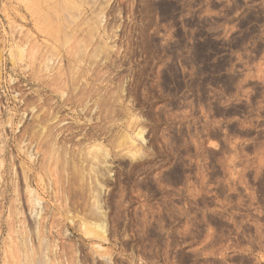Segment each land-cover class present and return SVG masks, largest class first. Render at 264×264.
Segmentation results:
<instances>
[{
	"label": "rangeland",
	"instance_id": "1",
	"mask_svg": "<svg viewBox=\"0 0 264 264\" xmlns=\"http://www.w3.org/2000/svg\"><path fill=\"white\" fill-rule=\"evenodd\" d=\"M60 72L95 96L85 112L90 136L79 146L66 141L67 149L90 147L88 157L99 143L108 151L96 168L89 156L76 190L60 187L70 165L60 154L55 164L65 168L44 163L29 130L45 109L66 127L77 119V104L60 109ZM120 129H141L131 151L114 141ZM18 173L41 199L32 237L13 195ZM1 177L0 264H264V0H0ZM85 218L102 225L104 239L81 232ZM32 245L43 248L31 258L28 250V263L24 246Z\"/></svg>",
	"mask_w": 264,
	"mask_h": 264
},
{
	"label": "bare ground",
	"instance_id": "2",
	"mask_svg": "<svg viewBox=\"0 0 264 264\" xmlns=\"http://www.w3.org/2000/svg\"><path fill=\"white\" fill-rule=\"evenodd\" d=\"M28 1H31V0H28ZM66 3V2H65ZM55 4H56V2H55ZM67 4V3H66ZM65 4V5H66ZM27 5V4H26ZM29 5V4H28ZM27 5V6H28ZM51 5V4H50ZM53 6V5H52ZM55 6V5H54ZM45 8H46V6H44ZM68 7V6H67ZM28 8V7H27ZM32 8V7H31ZM62 8V7H61ZM76 8H78L77 6H76ZM46 9H48V8H46ZM70 9H71V7H70ZM99 9V8H98ZM36 10H38V9H36ZM41 10V9H40ZM49 10V9H48ZM100 10V9H99ZM38 12V11H37ZM39 14V13H38ZM101 14H103V13H101ZM43 16H46V15H44L43 14ZM57 19V18H56ZM59 19V18H58ZM37 20V19H36ZM73 22V21H72ZM67 23V22H66ZM74 24V23H73ZM60 25V24H59ZM88 25V24H87ZM69 27V26H68ZM67 27V28H68ZM72 27V26H71ZM89 27H90V25H89ZM92 27H93V25H92ZM80 28V27H79ZM83 29V28H82ZM81 29V30H82ZM68 30V29H67ZM90 31V30H89ZM81 32V31H80ZM83 32V31H82ZM78 34V33H77ZM90 35H88V37H89ZM32 37V36H31ZM56 37V36H55ZM73 37V36H72ZM81 38V37H80ZM57 39V38H56ZM58 39H60V38H58ZM66 39V38H65ZM68 40V39H67ZM71 40H72V38H71ZM34 41V40H33ZM66 41V40H65ZM88 41V40H87ZM45 42V41H44ZM58 42V41H57ZM70 42V41H69ZM74 42V41H73ZM82 42V41H81ZM84 42H86V41H84ZM83 43V42H82ZM81 43V44H82ZM91 43V42H90ZM64 44V43H63ZM66 44H68V43H66ZM73 44V43H72ZM26 45V44H25ZM36 45V44H35ZM76 47H78L76 44H74ZM85 45V44H84ZM87 45V44H86ZM37 46V45H36ZM61 46H63V45H61ZM33 47V46H32ZM101 47V46H100ZM22 48H24V47H22ZM21 48V49H22ZM82 48V47H81ZM84 48H85V46H84ZM104 48V47H103ZM26 49V48H25ZM33 49V48H32ZM37 49V48H36ZM70 48L68 47V50H69ZM90 49V48H89ZM72 50V49H71ZM72 51H74V50H72ZM103 51H105V50H103ZM90 52V51H89ZM47 54V53H46ZM53 54H55V53H53ZM103 54V53H102ZM44 55H45V53H44ZM69 55V54H68ZM20 57V56H19ZM36 57V56H35ZM40 58H42V56L40 57ZM45 58V57H44ZM49 58V57H48ZM93 58V57H92ZM36 59V58H35ZM45 59H47V58H45ZM83 59V58H82ZM43 60V59H42ZM48 60V59H47ZM46 60V61H47ZM50 60H52V59H50ZM90 60H92V59H90ZM45 61V60H44ZM59 61V60H58ZM61 61V60H60ZM94 61V60H93ZM39 62V61H38ZM41 63V62H40ZM92 63V62H91ZM43 64V63H42ZM45 64L48 66V63L47 62H45ZM88 64H89V62H88ZM102 65H103V63H101ZM46 67V66H45ZM45 67H44V69H45ZM51 67V66H50ZM59 67H60V65H59ZM62 68V67H61ZM89 68V67H88ZM94 68V67H93ZM48 69V68H47ZM59 70V69H58ZM64 70V69H63ZM66 70V69H65ZM68 70V69H67ZM97 70V69H96ZM46 71V70H45ZM44 72V71H43ZM66 72V71H65ZM64 72V74H66V73H68V72H66L65 73ZM35 74L37 73L36 71L34 72ZM33 73V74H34ZM39 73V72H38ZM36 74V75H39V74ZM34 74V75H35ZM57 74V73H56ZM60 74H62L61 72H60ZM70 74V72L68 73V75ZM79 74V73H78ZM59 75V74H58ZM56 76L57 78H55V79H59V81H60V83H66V85H65V89H66V87H68V86H71V88L70 87H68V88H70V90H72V88H73V90L75 91L76 90V93L72 90V92L69 94V97L71 98H67V96H66V93L67 92H65V89H64V87H63V85L65 84H60V85H58L59 87H57L55 90H60L59 88H61V90H64V91H60V93L59 92H57V91H55L53 88L51 89V93L52 94H54V97H55V95H57V93H59V95L57 96V99H59V104H61L60 106V109L61 108H63V107H66V106H68V105H70V104H77L76 106L77 107H75L77 110H75L74 112L76 113V115H77V119H74V126L71 124V125H67V127L64 125V123H63V125H61V123H62V121L64 122V120H62V121H60V120H57V118L59 119L60 117H58V115L56 116L55 114L53 115V111H51L49 108V110H48V112H47V109H45L46 111H44V112H42V113H44V115H46L45 117H43L41 114V116H37V115H35L36 116V118H35V125H33V126H31L32 128H29V130L30 129H32V131L31 132H33V134L34 135H32L33 137H35V142H36V140H38V145H39V151H42V152H44V149L46 150L43 154V157H44V159H42L43 161L44 160H46L44 163H52L53 165H57V163L58 164H60L61 162V159H60V157L62 156V160H63V162H64V164H66L67 166L68 165H70L69 167H70V169H69V172H71V180H69L68 178H66L67 180H66V182L65 181H61V182H59L60 183V185H61V183H62V185L60 186V187H62L63 186V184H65L66 186H73L74 185V183L75 184H77V183H81L82 181H83V176H82V174L81 173H83V170L82 169H84L83 167L84 166H82L83 164H85V163H87V159H90V155H92V157H91V159H93L94 161H97V164L94 162V165H93V163H92V161H91V159H90V163H92L91 165H92V167L93 166H95V168H96V166L97 167H99L102 163L104 164L105 162H106V160H105V158L108 156V151L104 148V147H102V145H100L99 143H94L93 145H91V150H90V157L88 158L87 157V155H88V153H89V148L90 147H87L88 149H86V148H84V149H86V150H88L87 152L88 153H86V154H82L81 152H83V151H79V150H75V152H71V149H72V147H71V149L69 150V149H67V146H66V143L67 142H70L71 140L73 141L75 138L77 139V140H74L75 142H76V145H80V143L82 142V141H85L86 139H87V136L90 134V133H87V131H85L86 129H85V126H86V122L88 123L89 121H90V117L88 118V116H87V114H85V112H87V104H88V97H90L91 96V94L93 93L94 94V92L92 91L91 92V94H90V96H89V94H87L86 92H88V88L87 87H85L86 88V90H85V88H83V87H81L80 86V88H79V86L76 84V86L78 87H76L75 88V86H73L72 84H74V83H72L70 80L68 81V79H66V81H65V75H61L62 77H60L59 78V76ZM67 75V76H68ZM63 76H64V78H63ZM71 76V75H70ZM69 76V77H70ZM73 76V75H72ZM82 76V75H81ZM90 76V75H89ZM46 77V76H45ZM92 77V76H91ZM97 77V76H96ZM67 78V77H66ZM71 78V77H70ZM78 78V77H77ZM33 79V78H32ZM31 79V80H32ZM39 79H41V78H39V76H38V78L36 79V80H38V82H39ZM46 79V78H45ZM61 79V80H60ZM62 79H64L63 81H62ZM71 79H73V78H71ZM76 79V78H75ZM96 79V78H95ZM94 79V80H95ZM29 80H30V77H29ZM35 80V79H34ZM35 80V81H36ZM102 80V79H101ZM31 82V84L33 83H36V82ZM41 82H39V83H42L43 81L42 80H40ZM68 81V82H67ZM79 81V80H78ZM37 82V83H38ZM54 82V81H53ZM69 82H70V84L71 85H69ZM38 83V84H39ZM94 83V82H93ZM32 84V85H33ZM42 84H46V82H44V83H42ZM56 84H58V83H56ZM68 84V85H67ZM79 84H80V82H79ZM81 85H83V84H81ZM35 86V85H34ZM44 86V85H43ZM48 85H46V87H47ZM55 86V85H54ZM57 86V85H56ZM55 86V87H56ZM73 86V87H72ZM36 87H37V85H36ZM54 87V88H55ZM39 88H40V85H39ZM51 88V87H50ZM91 88V87H90ZM37 90V89H36ZM96 90V89H95ZM68 91H69V89H68ZM37 92V91H36ZM70 92V91H69ZM96 92V91H95ZM122 92H123V90H122ZM73 93L75 94L74 96H70V95H73ZM90 93V92H89ZM98 95H99V93L98 92H96ZM41 93H40V91H39V93H37L36 94V96L38 97L37 99H35L36 101H39V103H40V101H41V99H40V95ZM65 94V95H64ZM101 95V94H100ZM103 95V94H102ZM101 95V96H102ZM108 95V94H107ZM35 96V97H36ZM52 96V95H51ZM97 96V95H96ZM109 96V95H108ZM107 96V97H108ZM113 96V95H112ZM34 97V96H33ZM34 97V98H35ZM92 97H94L95 98V96H91V98ZM104 97V96H103ZM47 98V97H46ZM94 98H93V100H94ZM106 98V97H105ZM112 97H110V99H111ZM110 99H107L108 101L110 100ZM113 99V98H112ZM116 99V98H115ZM35 100H33V101H35ZM90 100V99H89ZM102 100H104V99H102ZM106 100V99H105ZM104 100V101H105ZM107 100H106V102H107ZM30 101V100H29ZM47 101H49L50 102V100H47ZM53 101V100H52ZM117 101V100H116ZM92 102V101H91ZM98 102V101H97ZM97 102H96V104H97ZM110 102V101H109ZM113 102V101H112ZM118 102V101H117ZM116 102V103H117ZM129 102V101H128ZM30 103V102H29ZM28 103V104H29ZM34 103H37V102H34ZM34 103H32V105L34 104ZM43 103V102H42ZM46 103V102H45ZM45 103L43 104V105H45ZM100 102H98V104H99ZM103 103V102H102ZM27 104V105H28ZM54 105H55V103H53ZM59 104H58V106H59ZM96 104H95V102L93 103V105H94V107L92 106V105H88L89 106V109H91L92 107H93V109L94 108H97V106H96ZM97 104V105H98ZM118 104V103H117ZM120 104V103H119ZM31 105V104H30ZM35 105V104H34ZM46 105H48V103L46 104ZM56 105H57V103H56ZM108 105H110V106H112V104H109L108 103ZM107 105V106H108ZM115 105V104H114ZM131 105V104H130ZM38 106V105H37ZM37 106H35V108H37ZM73 106V105H72ZM90 106H91V108H90ZM99 106V105H98ZM101 106V105H100ZM110 106H109V108H110ZM118 106V105H117ZM28 107H31V106H28ZM42 107V106H41ZM45 107V106H44ZM47 107V106H46ZM56 108H57V106H55ZM78 107H79V110H78ZM103 107V106H102ZM105 107V106H104ZM115 106H113L112 108H114ZM119 107V106H118ZM118 107H117V109H118ZM122 107V106H121ZM33 108V107H32ZM98 108H101V107H98ZM106 108V107H105ZM53 109V108H52ZM55 109V108H54ZM70 110H71V108H69ZM104 109V108H103ZM107 109V108H106ZM115 109V108H114ZM117 109H115V110H117ZM120 109V113H121V108H119ZM124 109V108H123ZM40 111H38V112H41V110L43 111V109L41 108V109H39ZM56 110H58V109H56ZM66 110V109H65ZM113 110V109H112ZM125 110V109H124ZM123 110V111H124ZM51 111V112H50ZM55 111V110H54ZM60 111V110H59ZM88 111H90V110H88ZM110 111V110H109ZM46 112V113H45ZM61 112H62V110H61ZM95 112H96V110H95ZM94 112V113H95ZM126 112H127V110H126ZM89 113V112H88ZM111 113H115V112H112L111 111ZM104 114H106L107 115V112L106 113H104ZM60 115V114H59ZM94 115V114H93ZM92 115V116H93ZM98 115V114H97ZM96 115V116H97ZM34 116V115H33ZM87 116V117H86ZM104 116V115H103ZM109 116V115H108ZM107 116V117H108ZM113 116V115H112ZM130 116V115H129ZM37 117H40V118H37ZM66 117V116H65ZM42 118V119H41ZM45 118V119H44ZM100 118V117H99ZM102 118V117H101ZM112 118H114V117H112ZM44 119V120H43ZM97 119V118H96ZM109 119H110V117H109ZM108 119V120H109ZM132 119V118H131ZM58 122H57V121ZM113 120V119H112ZM56 121V122H55ZM82 121V122H81ZM111 121V120H110ZM125 121V120H124ZM131 121V120H130ZM134 121V120H133ZM138 121V120H137ZM44 122H46V124L44 125ZM51 122V123H50ZM72 122H73V120H72ZM112 122H114V121H112ZM112 122H110V123H112ZM43 123V124H42ZM50 123V124H49ZM101 124V123H100ZM122 124V123H121ZM136 124V123H135ZM130 125V124H129ZM127 126V125H126ZM126 126H124V127H126ZM134 126V125H133ZM49 127H51V128H49ZM142 127V126H141ZM127 128V127H126ZM50 129L51 130H53V129H55V130H53L52 132H54V133H51V131H50ZM115 129V128H114ZM128 129V128H127ZM48 132L49 131V134L51 133V137H52V139H51V141L50 140H48V141H46V139H50V138H47V137H49V135H47V133H46V131ZM94 130V129H93ZM121 130V129H120ZM141 130V129H140ZM140 130H138L136 133H134V135L132 136V135H130V134H127V133H125L124 131H122L121 130V134H119V132H118V134L119 135H121L122 137H120V136H118V135H114V136H118V137H114L113 139H115L114 141H117V138H118V140H119V142H120V144L122 145V142H124L123 143V145H122V148H123V146H126V145H124L125 143L126 144H129V145H127L126 147L127 148H125V149H127L128 150V148H129V150H130V147H132L133 149H134V145H135V140L134 139H142V133H141V131ZM26 131V130H25ZM29 131V133H30V135H31V132ZM85 131V132H84ZM97 131V130H96ZM99 131V130H98ZM116 131H117V129H116ZM115 131V132H116ZM27 132V131H26ZM26 132H25V134H26ZM91 132V131H90ZM114 132V131H113ZM28 133V134H29ZM124 133V134H123ZM46 134V135H45ZM114 134V133H113ZM123 134V135H122ZM91 135H92V133H91ZM28 136V135H27ZM47 136V137H46ZM67 136H69L68 137V140H67ZM90 136V135H89ZM93 136V135H92ZM28 137H30V136H28ZM78 137V138H77ZM97 137H98V135H97ZM106 138V137H105ZM109 138V137H108ZM111 138V137H110ZM44 139V140H43ZM88 139H90V137H88ZM32 141H33V139H31ZM43 140V141H42ZM95 140V139H94ZM28 141V140H27ZM67 141V142H66ZM74 141H73V143H74ZM81 141V142H80ZM87 141V140H86ZM88 141H90V140H88ZM31 141H29V143H30ZM118 142V143H119ZM142 142V141H141ZM72 143V142H71ZM106 143V142H105ZM31 144V143H30ZM75 144V143H74ZM117 144V143H116ZM120 144H118L117 146H119ZM38 145L36 146V147H38ZM41 145H42V149H43V147H44V149L42 150V149H40V147H41ZM45 145V146H44ZM61 147V150H59V146ZM65 145V146H64ZM84 145V144H83ZM34 146V145H33ZM58 147V149L57 150H59L58 151V153H54V149H55V147ZM48 149H47V148ZM56 147V148H57ZM66 147V148H65ZM83 147H85V146H83ZM120 147V146H119ZM136 147V146H135ZM74 148V147H73ZM123 148V149H124ZM36 149H38V148H36ZM67 149V150H66ZM75 149V148H74ZM73 149V150H74ZM78 149H80L79 147H78ZM82 149V148H81ZM80 149V150H81ZM57 150H56V152H57ZM86 150H85V152H86ZM30 151V150H29ZM38 151V152H39ZM65 151H69V152H71V155L69 156V154H68V152L66 153ZM93 151H94V154H91V153H93ZM131 151V150H130ZM133 151V150H132ZM41 152V153H42ZM48 152V153H47ZM120 152V151H119ZM49 154V156L47 155V154ZM118 153V152H117ZM121 153V152H120ZM119 153V154H120ZM126 153H127V151H126ZM129 153H131V152H129ZM45 154H46V158H45ZM53 154V155H52ZM55 154V155H54ZM57 154H60V156L59 157H57V161L60 159V163L59 162H57L56 164H55V160H56V155ZM68 154V158L66 157V155ZM141 154V153H140ZM144 154V153H143ZM132 155H133V153H132ZM124 156V155H123ZM31 157H32V152L30 153V154H28V158H29V160L31 159ZM41 157H42V155H41ZM100 157H101V159H100ZM36 159V158H35ZM33 160H34V155H33V159H32V162H33ZM50 161V162H49ZM30 162H31V160H30ZM42 164V163H41ZM96 164V165H95ZM100 164V165H99ZM102 164V165H103ZM51 165V164H50ZM63 165V163H61L60 164V166L61 167H64V166H62ZM85 165H88V164H85ZM91 165H90V168H91ZM105 165V164H104ZM36 166V165H35ZM54 166V167H55ZM66 166V167H67ZM23 167V166H22ZM22 167H20V168H22ZM30 167H32V164H31V166ZM50 167V166H49ZM53 167V166H52ZM53 167V168H54ZM59 167V166H58ZM58 168L59 170H60V172H61V169L62 168ZM69 167H67V168H69ZM65 168V167H64ZM64 168L62 169L63 171L62 172H64ZM95 168H92L93 169V171H94V169ZM105 168H107V167H105ZM29 169H31V168H29ZM58 169H56V170H58ZM92 169H90V171H92ZM13 170V169H12ZM25 170H27V169H25ZM32 170H34V169H32ZM31 170V171H32ZM41 170V169H40ZM68 170V169H67ZM66 169H65V171H67ZM70 170H72V171H70ZM80 170H82V172H80ZM97 170V169H96ZM103 170V169H102ZM18 171V170H17ZM20 171V170H19ZM22 172H24V168H22V170H21ZM53 171H55V170H53ZM84 171H86V170H84ZM104 171V170H103ZM27 172H30L29 170H27ZM50 172V171H49ZM14 173V172H13ZM26 173V172H25ZM32 173V172H31ZM34 173V172H33ZM41 173H43V172H41ZM51 173V172H50ZM49 173V174H50ZM65 173V172H64ZM94 173V172H93ZM95 173H96V171H95ZM95 173H94V175H95ZM61 174V173H60ZM66 174V173H65ZM64 174V175H65ZM88 174H90V172L88 173ZM100 174V173H99ZM19 175H22V179H20L21 177L19 176ZM35 174H32V178H33V180L35 179V176H34ZM45 175V174H44ZM46 175H47V173H46ZM97 175H98V173H97ZM17 176V180H16V182L14 183V186H12V187H14V192H13V195L15 194L16 195V197L18 198V201L19 202H21V208H22V205L24 204L25 205V208H24V205H23V211H22V209H20V213L22 212L23 214H25L24 216H25V221L27 222L26 224V226H27V228H26V226H25V229H27L26 231H28V235H30L31 237L34 235V234H38V232H39V229H41V228H39L40 226L38 225V222H37V220H38V218L41 216L40 215V212H41V199L39 198V195H38V192L34 189V188H32V184H30V182L26 179L27 177L25 176V174L23 173V174H15V177ZM49 176H51V175H49ZM67 176V175H66ZM68 176H69V173H68ZM87 176V175H86ZM90 176V175H89ZM171 176V175H170ZM31 177V176H30ZM48 177V176H47ZM99 177V176H98ZM172 177V176H171ZM12 178V177H11ZM53 178V177H52ZM51 178V179H52ZM58 178V177H57ZM62 178H64V177H62ZM85 178V177H84ZM90 178V177H89ZM91 178H94V177H91ZM91 178H90V180H91ZM5 179V177H1L0 178V180H4ZM30 179V178H29ZM44 179V178H43ZM48 179V178H47ZM49 179H50V177H49ZM82 179V180H81ZM86 179H88V177H86ZM85 179V180H86ZM36 180V179H35ZM84 180V181H85ZM95 179H93V181H94ZM100 180V179H99ZM83 181V182H84ZM92 181V182H93ZM14 182V181H13ZM36 182V181H35ZM57 182V180L54 182V183H56ZM79 183V185L78 186H80L81 184ZM86 183H88V182H85V189H86ZM95 184H96V182H95ZM94 184V185H95ZM49 185V184H48ZM54 185H56V184H54ZM68 186V187H69ZM77 186V187H78ZM82 186V185H81ZM55 187V186H54ZM74 187V189H75V185L73 186ZM76 187V188H77ZM87 187H88V185H87ZM96 187H97V184H96ZM100 187V186H99ZM53 188V187H52ZM72 188V187H71ZM70 188V189H71ZM94 188H95V186H94ZM93 188V191L96 189H94ZM37 189V188H36ZM47 189V188H46ZM65 189V188H64ZM64 189H61V190H63L62 191V193L63 192H65L66 190H68V189H65V191H64ZM69 189V190H70ZM73 189V188H72ZM80 189H82V188H80ZM85 189H82V191L83 190H85ZM91 189H92V187H91ZM48 190V189H47ZM60 190V191H61ZM76 190V189H75ZM74 190V191H75ZM89 189L87 188V190L86 191H88ZM52 191V190H51ZM56 191V190H55ZM74 191H71V192H74ZM79 192H80V190H78ZM81 191V192H82ZM84 192L85 194L87 193V192ZM92 191V192H93ZM95 191H97L98 192V190H95ZM94 191V192H95ZM91 192V193H92ZM67 193V192H66ZM100 193V192H99ZM53 194V193H52ZM63 194H65V193H63ZM68 194V193H67ZM75 194H77L76 192H75ZM89 194V193H88ZM55 195V194H54ZM68 195H70V194H68ZM92 195H94V194H92ZM95 195H96V193H95ZM99 195V194H98ZM72 196V195H71ZM79 196V195H78ZM80 196H81V194H80ZM87 196V195H86ZM89 196H90V194H89ZM62 197V196H61ZM67 197V196H66ZM65 196H64V202H65V199H69V198H66ZM69 197V196H68ZM88 197V196H87ZM87 197L85 198V195H84V198L85 199H87ZM91 197V196H90ZM90 197H88V198H90ZM22 198H23V200H22ZM71 198V197H70ZM78 198V197H77ZM83 198V199H84ZM79 199V198H78ZM93 199H94V203L92 202L91 203V206H93V207H96V209H99L98 208V203H97V201L98 200H96V196H93ZM89 200V199H88ZM72 201V200H71ZM80 201H81V199H80ZM84 201V200H83ZM86 201V200H85ZM62 202H63V200H62ZM69 202V201H68ZM78 202V201H77ZM84 203V202H83ZM88 203V202H87ZM77 204V203H76ZM80 204H82V203H80ZM47 205V204H46ZM45 205V206H46ZM74 205V204H73ZM99 205H101V204H99ZM70 206V205H69ZM80 206V205H79ZM84 206L86 207V205L84 204ZM82 208H83V205L81 206ZM84 207V208H85ZM87 207H88V205H87ZM13 208V207H12ZM74 208V207H73ZM72 208V209H73ZM83 208V209H84ZM81 209V208H80ZM91 209V208H90ZM95 209V208H94ZM16 210V209H15ZM11 211V210H10ZM82 211V210H81ZM84 211V210H83ZM101 211V210H100ZM19 212V211H18ZM45 212V211H44ZM76 212V211H75ZM85 212H86V208H85ZM98 212V211H97ZM71 213V212H70ZM79 213V212H78ZM90 213V212H89ZM86 214H88V211L86 212ZM86 214H84V215H86ZM91 214H94V212H91ZM90 214V215H91ZM99 214H101V213H99ZM81 215V214H80ZM83 215V214H82ZM98 215V214H97ZM44 216V215H43ZM42 216V217H43ZM70 216V215H69ZM88 216H89V214H88ZM94 216H96L95 214H94ZM99 216V215H98ZM10 217H12V216H10ZM86 217V216H85ZM90 217V216H89ZM93 217V216H92ZM86 218H88V217H86ZM85 218V219H86ZM97 218V217H96ZM93 219H94V217H93ZM98 219H99V217H98ZM98 219H94L95 221H97ZM103 219V218H102ZM69 220V219H68ZM74 220V219H73ZM81 220V219H80ZM82 220H84V219H82ZM87 220V219H86ZM85 220V221H86ZM91 220H92V218H91ZM93 220V221H94ZM21 221V220H20ZM84 221V223L83 222H81V224L80 225H78V226H81V228H82V233L84 232V234L85 235H92V237L93 238H102L104 235H103V233H104V231H103V229H102V225L101 224H95V223H93L92 221V223L91 222H89L88 223V220L85 222ZM90 221V220H89ZM98 221H100V219L98 220ZM44 222V221H43ZM79 222V223H80ZM101 222H103V221H101ZM100 222V223H101ZM78 224V223H77ZM104 224V223H103ZM41 225V224H40ZM20 226V225H19ZM21 226H22V224H21ZM24 226V225H23ZM83 226V227H82ZM18 231V230H17ZM25 231V230H24ZM41 231V230H40ZM20 232V231H19ZM41 233V232H40ZM27 234V233H26ZM25 234V235H26ZM83 234V235H84ZM41 235V234H40ZM9 236H10V234H9ZM23 236V235H22ZM29 236V237H30ZM42 236V235H41ZM35 237V236H34ZM33 237V238H34ZM38 237V236H37ZM43 237V236H42ZM89 237V236H88ZM38 239V238H37ZM40 239H42V238H40ZM43 239H44V237H43ZM102 239H104V238H102ZM26 240V239H25ZM31 240H32V238H31ZM31 240H29V241H31ZM43 241V240H42ZM41 241V242H42ZM40 242V241H39ZM38 242V243H39ZM30 243V242H29ZM28 243V244H29ZM34 243H35V241H34ZM37 243V242H36ZM44 242H42V244H43ZM48 243V242H47ZM10 244V243H9ZM25 244H27V242H25ZM31 244V243H30ZM13 245V244H12ZM33 245H35V244H33ZM32 245V246H33ZM38 245V244H37ZM24 246V247H26V249H27V251H26V249H25V253L27 252L28 253V250H29V252H30V258H31V254H32V256H33V254L34 253H40V250H41V248H43V247H40V246ZM55 247V246H54ZM49 248V247H48ZM51 248V247H50ZM63 248V247H62ZM67 248V247H66ZM69 248V247H68ZM95 248V247H94ZM10 249H12V248H10ZM14 249V248H13ZM54 249V248H53ZM71 249V248H70ZM14 250H16V249H14ZM51 250V249H50ZM24 251V250H23ZM22 251V252H23ZM45 251V250H44ZM43 251V252H44ZM48 251V250H47ZM70 251V250H69ZM76 251V250H75ZM96 251H97V249H96ZM42 252V251H41ZM46 252V251H45ZM45 252H44V258H45ZM53 252V251H52ZM77 252V251H76ZM6 253V252H5ZM26 253V256L25 257H27V254ZM15 254V253H14ZM37 254V255H38ZM7 255V254H6ZM17 255V254H16ZM25 255V254H24ZM64 255V254H63ZM39 256H40V254H39ZM67 256V255H66ZM57 257V256H56ZM73 257V256H72ZM14 258V257H13ZM28 258L29 257H27L26 258V260H27V262L28 263H30V261H31V259L30 260H28ZM58 258V257H57ZM71 258V257H70ZM15 259V258H14ZM40 259V258H39ZM25 260V261H26ZM41 260H43V258L41 259ZM66 260H68V259H66ZM66 260H64V261H66ZM75 260V259H74ZM108 261H109V259H108ZM26 262V263H27ZM34 262V261H33ZM73 262V261H72ZM83 262V261H82ZM41 263V262H40ZM54 263V262H53ZM68 263H69V260H68ZM85 263V262H84ZM109 263V262H108ZM31 264H33L32 262H31ZM43 264V263H42ZM52 264V263H51ZM83 264V263H82Z\"/></svg>",
	"mask_w": 264,
	"mask_h": 264
}]
</instances>
